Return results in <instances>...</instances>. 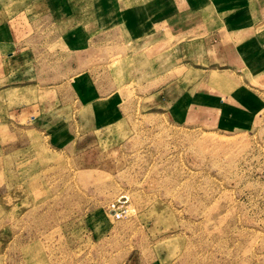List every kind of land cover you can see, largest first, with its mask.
<instances>
[{
    "label": "rangeland",
    "instance_id": "1",
    "mask_svg": "<svg viewBox=\"0 0 264 264\" xmlns=\"http://www.w3.org/2000/svg\"><path fill=\"white\" fill-rule=\"evenodd\" d=\"M159 4L0 0V264H264V0Z\"/></svg>",
    "mask_w": 264,
    "mask_h": 264
},
{
    "label": "crops",
    "instance_id": "2",
    "mask_svg": "<svg viewBox=\"0 0 264 264\" xmlns=\"http://www.w3.org/2000/svg\"><path fill=\"white\" fill-rule=\"evenodd\" d=\"M160 4L159 6H163L162 8H165V10H178V12L186 11L191 9L193 6H189L188 2L189 0H159ZM244 30V29H243Z\"/></svg>",
    "mask_w": 264,
    "mask_h": 264
},
{
    "label": "built area",
    "instance_id": "3",
    "mask_svg": "<svg viewBox=\"0 0 264 264\" xmlns=\"http://www.w3.org/2000/svg\"><path fill=\"white\" fill-rule=\"evenodd\" d=\"M118 215H120V214H118Z\"/></svg>",
    "mask_w": 264,
    "mask_h": 264
}]
</instances>
